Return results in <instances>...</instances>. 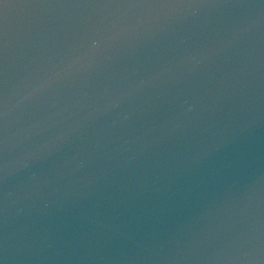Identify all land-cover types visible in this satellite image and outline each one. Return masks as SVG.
Returning <instances> with one entry per match:
<instances>
[{"label": "water", "instance_id": "95a60500", "mask_svg": "<svg viewBox=\"0 0 264 264\" xmlns=\"http://www.w3.org/2000/svg\"><path fill=\"white\" fill-rule=\"evenodd\" d=\"M0 264H264V0H0Z\"/></svg>", "mask_w": 264, "mask_h": 264}]
</instances>
